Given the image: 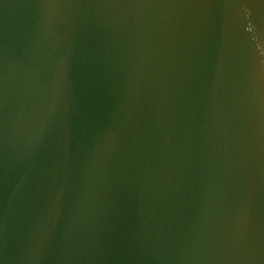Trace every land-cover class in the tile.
<instances>
[{"label": "water", "instance_id": "obj_1", "mask_svg": "<svg viewBox=\"0 0 264 264\" xmlns=\"http://www.w3.org/2000/svg\"><path fill=\"white\" fill-rule=\"evenodd\" d=\"M0 264H264V0H0Z\"/></svg>", "mask_w": 264, "mask_h": 264}]
</instances>
